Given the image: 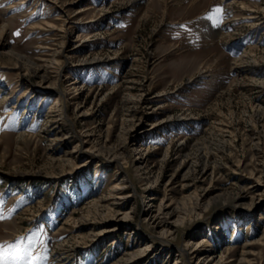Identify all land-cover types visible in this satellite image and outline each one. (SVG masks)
<instances>
[{
    "label": "rangeland",
    "instance_id": "obj_1",
    "mask_svg": "<svg viewBox=\"0 0 264 264\" xmlns=\"http://www.w3.org/2000/svg\"><path fill=\"white\" fill-rule=\"evenodd\" d=\"M153 193L185 218L166 244ZM146 245L131 264H264V0H0V264H130Z\"/></svg>",
    "mask_w": 264,
    "mask_h": 264
},
{
    "label": "bare ground",
    "instance_id": "obj_2",
    "mask_svg": "<svg viewBox=\"0 0 264 264\" xmlns=\"http://www.w3.org/2000/svg\"><path fill=\"white\" fill-rule=\"evenodd\" d=\"M130 1L134 5L139 4L141 2V0H130ZM222 1L223 2H228V3L234 2V0H222ZM88 9L89 8H85V9L81 10L80 12L87 11ZM70 22H72L71 17L63 18V20L61 22L62 23V25H61L62 27L61 28H63V29L66 28L65 26L67 24H69ZM60 52H62L61 54H63V50L59 51V53ZM20 57H22V56H20ZM40 78L42 79V82L44 81L45 83H48L44 88H51V87L56 86L58 84V82H59V79H60L59 78V72H57V74L52 78L53 81L50 80L51 78H49V77H47L46 75H43V74L40 75ZM45 90H47V89H45ZM77 95L78 94L72 96V99H75ZM55 104H58V100L56 101ZM166 106H169V104L168 103L160 104L158 106V109L165 108ZM85 142H87V140L84 141V143ZM79 143L81 145L84 144L82 142V140H79ZM81 145H77V146H81ZM77 151H80V149H78ZM89 151L90 152H98V150L96 148L90 149ZM105 156H106V159H105L106 163L115 162L116 159L118 158V154H116V153H108ZM119 160H117V161H119ZM134 165L137 166L136 167V169H137L136 171L138 172L137 175L140 176V179L141 180H147L148 176H146L144 174V172L142 173V171H144L145 168H146V163L144 161V158H141L140 160L136 159ZM103 166L104 165L101 162L97 163V167H103ZM148 183H151V182H148ZM151 187H153V185H150L148 188H151ZM112 188L114 190V193H113L114 195L113 196H114V199L116 201L115 202L116 205H120V204L130 200L131 195L130 194H125L124 192H122L123 190L128 188L127 184L125 183V178L121 179V181L118 182L117 184H114V187H112ZM147 195L145 197L146 199L148 198V200H147L148 204L146 205L147 208L145 209V213H144L145 219L148 220V222L153 226L154 229H158L159 230L158 231L159 232L158 238L162 242V244L169 243L168 239H170V237H172V235L174 233L175 226H177L178 223H183L185 221V218H183V217H174L173 216L174 212H172V210L170 209L171 208L170 204H162L158 209H155L154 205L152 204L151 201L155 200L157 198L156 194L153 193V194H147ZM133 213H134L133 206L129 210L121 211V212L119 211V213H115V215H113V218H114V220L117 223L115 224V226H113V228L110 227V228H107V230L108 231H115L120 226L121 222L132 218L133 217ZM199 245H200V241L193 243L192 240H189L186 243V245H185L186 247L184 248V252L182 253L183 256L191 255L192 257H194L199 252V249H198ZM147 248H149L148 245H146L143 249H141V248L140 249H136L135 251H133L130 254L126 255L121 260L126 261V262L131 264L132 262H135V260L137 258H144L147 255H149V253L147 251ZM210 258H211L210 254H207V253L206 254H202V255L197 257V261H196L195 264H211L212 259H210ZM178 262H179V258H175L174 264H178ZM214 264H216V263H214Z\"/></svg>",
    "mask_w": 264,
    "mask_h": 264
},
{
    "label": "snow or ice",
    "instance_id": "obj_3",
    "mask_svg": "<svg viewBox=\"0 0 264 264\" xmlns=\"http://www.w3.org/2000/svg\"><path fill=\"white\" fill-rule=\"evenodd\" d=\"M217 11H219V9H217ZM2 247L3 246H0V248H2ZM12 247L18 249L19 248V245L18 244L17 245H13ZM16 258H18V257H16Z\"/></svg>",
    "mask_w": 264,
    "mask_h": 264
}]
</instances>
